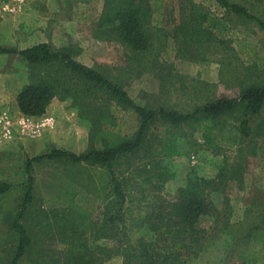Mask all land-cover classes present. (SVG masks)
I'll list each match as a JSON object with an SVG mask.
<instances>
[{
	"label": "rangeland",
	"instance_id": "1",
	"mask_svg": "<svg viewBox=\"0 0 264 264\" xmlns=\"http://www.w3.org/2000/svg\"><path fill=\"white\" fill-rule=\"evenodd\" d=\"M28 1L19 13L8 14L2 11L6 0H0L1 48L21 51L39 41L26 39L28 27L20 21ZM57 1L75 6L77 16L90 11V23L95 22L72 27L61 22L53 35L55 47H73L75 61L120 85L132 101L158 116L140 137L137 112L100 90H86L87 84L70 75L63 62L32 66L18 55L0 54V115L6 112L14 120L24 116L36 131L21 134L15 128L13 138L0 145V184L11 187L0 198V264H9L16 253L15 224L30 239L18 264H76V257L86 252L106 255L118 237L131 239L138 220L146 229L163 223L164 230L168 220L173 221L168 213H173L191 172L199 179L221 181L224 190L217 198L222 202L218 216L214 213L213 221L201 224L208 238L199 246L195 264H264V105L254 114L248 108L252 99L244 95L247 89L264 87V0H228L257 20L229 12L215 0H148L153 49L142 55L102 37L96 22L104 0ZM192 2L207 13L201 25L206 31L199 40L194 34L189 39L191 26L185 27L189 41L183 54L177 37L181 25L189 24ZM67 79L88 97L78 101L55 96L39 117L19 111L16 97L24 85L47 82L57 88ZM223 99L233 102L218 115H197L180 124L159 117L161 109L192 114ZM104 119L108 125L98 130L94 122ZM243 119L249 127L247 137L238 131ZM206 129L215 140L237 136L233 152L226 156L225 147L205 146ZM129 141L140 144L132 151L116 152ZM108 148L114 156L102 165L42 160L31 162L25 174L29 160L54 150L81 156ZM110 171L125 195L123 216L114 228L108 223L116 212L109 207L115 200ZM28 178L32 201L21 214Z\"/></svg>",
	"mask_w": 264,
	"mask_h": 264
},
{
	"label": "trees",
	"instance_id": "2",
	"mask_svg": "<svg viewBox=\"0 0 264 264\" xmlns=\"http://www.w3.org/2000/svg\"><path fill=\"white\" fill-rule=\"evenodd\" d=\"M215 1L221 8L229 12L244 16L248 19L257 20L241 5L230 3L228 0ZM191 5L193 9L190 13L191 18L188 21L189 24L181 25V33L177 37L183 45V50H181L183 54L186 51L184 44L188 40L185 38L187 32L185 27L191 26L189 34L187 35L189 39L194 34L199 40L206 31V27L201 28V25L205 24L207 20L206 11L202 10L199 4L192 2ZM151 15L152 9L148 0H104L101 15L96 25L102 29V34H100L105 41L118 42L124 48L142 55L153 49V42L150 36L151 32L147 26L151 21ZM72 49L73 47L55 48L50 44L42 43L21 51L0 47V54L18 55L27 64L32 66L37 64L49 65L54 61L63 62L66 64L70 75L76 76L87 84L86 90H100L108 98L137 112L141 117L140 132L138 133L141 137L156 121L158 116L157 112L147 110L143 106L136 104L120 85L112 83L97 70L75 61L73 54L70 53ZM67 81L68 84L62 83L57 88L47 82L24 85L20 88L16 97L19 111L29 117H39L45 113L55 96L60 97L62 100L63 98H70L78 101L80 98L88 97V92H78V90H75L76 88L74 89L69 84V79ZM244 95L252 99L251 107L248 108L254 114L258 113L264 105V87L247 89ZM232 102L233 100L223 99L210 106L197 109L192 114L184 115L176 112H166L161 109L159 110V117L170 124L187 123L197 115H218L223 110H226ZM94 123H98V130L104 124L108 125L106 119ZM238 131L241 132L243 137L249 135V127L246 119L240 122ZM204 139L205 146L207 147H225L224 154L226 156L233 152L234 147L239 141L235 135H232L230 138L227 135H223L219 140H215L211 136V130L209 129L204 131ZM139 144L140 141L136 144L129 141L124 145L121 144L116 152L132 151ZM114 153V150L108 148L107 150L91 151L85 155L77 156L65 151L54 150L49 154L29 160L25 166V174L29 173L31 162L69 159L74 162L99 163L102 165L113 158ZM109 174L112 192L115 196V200L109 203V207L111 205L113 209H116V212L113 215H109L108 223L111 228H114L115 222L119 221L123 216L121 211L125 201V195L114 172L110 171ZM27 180L28 185L24 189L21 214L32 201V179L28 178ZM210 184L213 185L209 188ZM220 184L221 181L214 182L204 178L199 179L193 172L189 173L187 175L186 186L179 191L178 203L173 207V213H168V219L172 218L173 221L168 220L164 230H162L163 223L160 224L161 227L157 225L146 229L144 227L145 222L138 220V226L136 225L132 230L131 239L128 240L118 237L115 239L116 242L112 252L106 253V255H94L86 252L76 257V264H115L116 260H121V264H195L199 256L197 253L198 248L208 238L206 235L207 230L201 227V224L203 222L210 223L213 221L214 217L212 215L215 213L217 217L222 205L221 200H217L224 192ZM10 190L11 187L9 185L1 183L0 198L6 197ZM157 218H161L160 214L156 215ZM15 229L19 235V243L16 253L9 264H18L20 258L30 246V239L25 229L18 224H15ZM164 231L167 232L164 233ZM112 237L114 238L113 235Z\"/></svg>",
	"mask_w": 264,
	"mask_h": 264
},
{
	"label": "crops",
	"instance_id": "3",
	"mask_svg": "<svg viewBox=\"0 0 264 264\" xmlns=\"http://www.w3.org/2000/svg\"><path fill=\"white\" fill-rule=\"evenodd\" d=\"M64 9H67L66 11L68 13H65ZM101 11H99V16L101 15ZM23 13L20 21H23L28 27L26 39L29 41L34 39L39 40L32 46L46 43L55 47L53 35L57 32L61 22L62 24L64 22L68 27L78 26L81 23H83V26H88L92 22H95L92 21L90 23L92 17L90 11H87L82 17L77 16L78 13L75 6L67 5L66 3L60 4L57 0H29L25 5ZM49 16L52 18H47ZM56 23L58 24L56 25ZM15 24L14 26L16 28ZM59 47L57 46L55 48Z\"/></svg>",
	"mask_w": 264,
	"mask_h": 264
},
{
	"label": "built area",
	"instance_id": "4",
	"mask_svg": "<svg viewBox=\"0 0 264 264\" xmlns=\"http://www.w3.org/2000/svg\"><path fill=\"white\" fill-rule=\"evenodd\" d=\"M25 0H6L2 7V11L8 14H17L21 11ZM47 124H51V120L47 119ZM21 134H31L36 131L35 126L30 120L24 116L14 120L8 113L3 112L0 115V145L10 141L14 135V129ZM36 128H39L38 126Z\"/></svg>",
	"mask_w": 264,
	"mask_h": 264
}]
</instances>
